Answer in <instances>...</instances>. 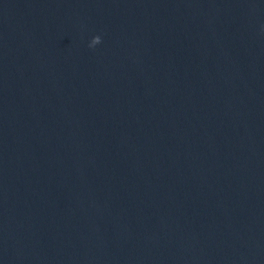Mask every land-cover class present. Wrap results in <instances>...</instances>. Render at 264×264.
Returning <instances> with one entry per match:
<instances>
[{"label": "water", "instance_id": "obj_1", "mask_svg": "<svg viewBox=\"0 0 264 264\" xmlns=\"http://www.w3.org/2000/svg\"><path fill=\"white\" fill-rule=\"evenodd\" d=\"M0 264H264V0H0Z\"/></svg>", "mask_w": 264, "mask_h": 264}]
</instances>
